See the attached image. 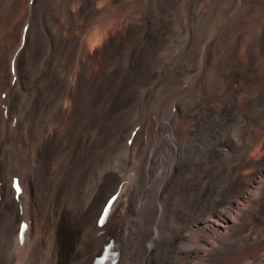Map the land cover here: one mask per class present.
<instances>
[{"label": "bare ground", "instance_id": "bare-ground-1", "mask_svg": "<svg viewBox=\"0 0 264 264\" xmlns=\"http://www.w3.org/2000/svg\"><path fill=\"white\" fill-rule=\"evenodd\" d=\"M127 1L0 0V264H264V0Z\"/></svg>", "mask_w": 264, "mask_h": 264}, {"label": "rangeland", "instance_id": "rangeland-1", "mask_svg": "<svg viewBox=\"0 0 264 264\" xmlns=\"http://www.w3.org/2000/svg\"><path fill=\"white\" fill-rule=\"evenodd\" d=\"M130 1V0H129ZM129 1H127V3H126V5H125V7H122V8H115L114 10H111V13H110V17H111V15H114L116 12H118V16H117V20H115V22H113L112 23V25L110 26V31H112L116 26H117V24L120 22V21H122V19L124 18V17H131L134 13H138L139 11H140V8L141 7H143L144 6V4H145V2H143V1H145V0H136V2H135V0H131L130 2ZM132 2V3H131ZM138 3V4H137ZM141 3V4H140ZM132 4V5H131ZM136 4V5H135ZM130 5V6H129ZM141 6V7H140ZM128 8V9H127ZM127 9V10H126ZM138 9V10H137ZM120 10V11H119ZM123 10V11H122ZM129 10H131V11H129ZM114 11V12H113ZM129 11V12H128ZM135 11V12H134ZM131 12V13H130ZM254 13H251V14H249V15H247V16H245V18H244V21H243V24H242V26H240L239 28H238V30L239 29H243V31L246 29V30H252V29H254L257 25H258V23H257V21L259 22L260 21V13L259 12H255V11H253ZM113 13V14H112ZM128 13V14H127ZM133 13V14H132ZM124 14V15H123ZM123 15V16H122ZM253 17V18H252ZM258 18V19H257ZM257 20V21H256ZM117 22V23H116ZM244 22H246V23H244ZM249 24V25H248ZM253 24V25H252ZM255 24V25H254ZM246 26V27H245ZM252 26H255L254 28H252ZM113 27V28H112ZM252 29H251V28ZM249 28V29H248ZM236 31L235 33H233L231 36H230V38H229V41H232V42H234L235 41V39L234 38H236V40H237V36L239 35V34H237L239 31ZM240 33V32H239ZM251 153H253V154H250V155H252L254 158H257L258 156H259V154H256V152H255V150L254 151H252Z\"/></svg>", "mask_w": 264, "mask_h": 264}, {"label": "snow or ice", "instance_id": "snow-or-ice-1", "mask_svg": "<svg viewBox=\"0 0 264 264\" xmlns=\"http://www.w3.org/2000/svg\"><path fill=\"white\" fill-rule=\"evenodd\" d=\"M19 190H20L19 187H17V191H19ZM110 206H111V205H109V207H110ZM104 215H105V216L107 215V209H105ZM99 223H100V224H103V223H104V220L101 219V220L99 221ZM21 242H23V233H21Z\"/></svg>", "mask_w": 264, "mask_h": 264}]
</instances>
